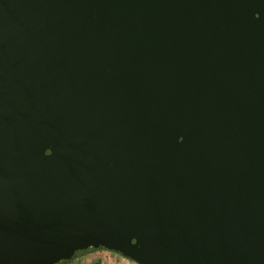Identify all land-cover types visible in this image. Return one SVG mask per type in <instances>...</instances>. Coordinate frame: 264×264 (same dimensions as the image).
<instances>
[{"label": "water", "instance_id": "1", "mask_svg": "<svg viewBox=\"0 0 264 264\" xmlns=\"http://www.w3.org/2000/svg\"><path fill=\"white\" fill-rule=\"evenodd\" d=\"M90 247L264 264V0H0V264Z\"/></svg>", "mask_w": 264, "mask_h": 264}, {"label": "crops", "instance_id": "2", "mask_svg": "<svg viewBox=\"0 0 264 264\" xmlns=\"http://www.w3.org/2000/svg\"><path fill=\"white\" fill-rule=\"evenodd\" d=\"M62 264H138L119 253L104 248L86 249L77 253L73 259Z\"/></svg>", "mask_w": 264, "mask_h": 264}, {"label": "trees", "instance_id": "3", "mask_svg": "<svg viewBox=\"0 0 264 264\" xmlns=\"http://www.w3.org/2000/svg\"><path fill=\"white\" fill-rule=\"evenodd\" d=\"M98 248H103V247H98ZM87 249H96V248H92V247H90V248H87ZM85 250H86V249H85ZM85 250H81V251H85ZM81 251H79V252H81ZM79 252H77V253H79ZM77 253H76V254H77ZM76 254H75V255H76ZM62 261H65V260H62ZM62 261H60V262H62ZM60 262L57 263V264H60Z\"/></svg>", "mask_w": 264, "mask_h": 264}, {"label": "rangeland", "instance_id": "4", "mask_svg": "<svg viewBox=\"0 0 264 264\" xmlns=\"http://www.w3.org/2000/svg\"><path fill=\"white\" fill-rule=\"evenodd\" d=\"M105 249V248H104ZM109 250V249H108ZM110 251H112V250H110ZM113 252H115V251H113ZM117 253V252H116ZM75 256V255H74ZM73 256V257H74ZM73 257L72 258H70V259H68V260H65V261H62V262H60V264H62V263H66V261H70L71 259H73Z\"/></svg>", "mask_w": 264, "mask_h": 264}]
</instances>
